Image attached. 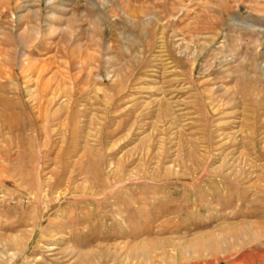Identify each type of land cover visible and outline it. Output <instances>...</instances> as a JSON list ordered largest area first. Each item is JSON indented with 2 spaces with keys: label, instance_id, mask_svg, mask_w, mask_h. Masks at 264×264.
Wrapping results in <instances>:
<instances>
[{
  "label": "rangeland",
  "instance_id": "rangeland-1",
  "mask_svg": "<svg viewBox=\"0 0 264 264\" xmlns=\"http://www.w3.org/2000/svg\"><path fill=\"white\" fill-rule=\"evenodd\" d=\"M0 264H264V0H0Z\"/></svg>",
  "mask_w": 264,
  "mask_h": 264
}]
</instances>
